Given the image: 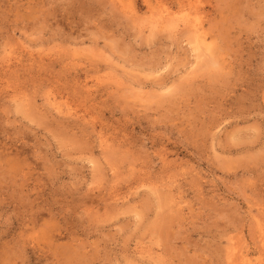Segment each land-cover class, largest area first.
<instances>
[{"label": "rangeland", "instance_id": "obj_1", "mask_svg": "<svg viewBox=\"0 0 264 264\" xmlns=\"http://www.w3.org/2000/svg\"><path fill=\"white\" fill-rule=\"evenodd\" d=\"M0 264H264V0H0Z\"/></svg>", "mask_w": 264, "mask_h": 264}, {"label": "bare ground", "instance_id": "obj_2", "mask_svg": "<svg viewBox=\"0 0 264 264\" xmlns=\"http://www.w3.org/2000/svg\"><path fill=\"white\" fill-rule=\"evenodd\" d=\"M187 27V26H186ZM192 27V29H193V34L195 35V37L196 38H198L199 37V34H198V29H197V25H192L191 26ZM192 34V35H193ZM194 37V38H195ZM199 47V46H198ZM201 47V46H200ZM201 51V50H200ZM199 53V52H198ZM194 55V54H193ZM198 56H200V54L198 55ZM207 63V62H206ZM209 63V62H208ZM212 63V62H211ZM210 64V63H209ZM196 65V64H195ZM211 66H212V64H211ZM191 68V67H190ZM187 74V73H186Z\"/></svg>", "mask_w": 264, "mask_h": 264}]
</instances>
